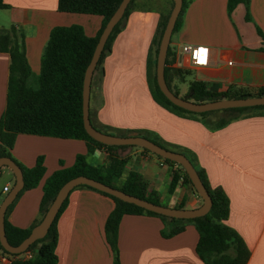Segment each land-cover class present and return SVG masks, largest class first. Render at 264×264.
<instances>
[{
	"label": "crops",
	"instance_id": "1",
	"mask_svg": "<svg viewBox=\"0 0 264 264\" xmlns=\"http://www.w3.org/2000/svg\"><path fill=\"white\" fill-rule=\"evenodd\" d=\"M145 1L133 0L123 27L92 75L90 124L111 135L146 138L190 158L209 187L225 193L229 213L224 223L249 250L246 264H264V111L250 112L211 130L196 116L158 104L149 86L148 62L160 16L171 6L167 0H156L149 6L141 4ZM0 4L7 6L0 9L5 13L0 17V29L13 26L23 34L33 79L39 74L52 28L76 24L87 37H94L102 23L96 15L59 12L57 0H0ZM179 15L180 27L172 32L168 46L174 55L168 78L180 98L187 93L182 92V84L192 71V80H200L216 92L264 89V0H249L248 21L242 4L228 14L227 0H187ZM198 45L209 49L207 66H191L188 54L182 52L183 46ZM8 66L9 55L0 52V116L6 104ZM112 152L127 159L121 176L113 182L116 187L130 173H136L146 195L153 194L160 205L181 209L201 206V198L181 180L172 193L168 192L174 167L156 155L137 146ZM10 153L25 168H32L41 157L45 169L37 186L19 194L5 216L8 224L21 229L31 228L41 218L42 187L54 171L71 167L79 154L88 164L102 167L108 155L103 148L87 152L82 140L30 134L17 135ZM13 183L12 172L2 167L0 203L7 194L3 188L10 190ZM66 199L55 225L56 264H113V251L104 232L105 221L115 207L113 200L80 186ZM162 228L163 222L156 216H122L116 238L119 263L204 264L196 252L198 233L191 223L169 238L161 236ZM0 264H10V260L0 255Z\"/></svg>",
	"mask_w": 264,
	"mask_h": 264
},
{
	"label": "trees",
	"instance_id": "2",
	"mask_svg": "<svg viewBox=\"0 0 264 264\" xmlns=\"http://www.w3.org/2000/svg\"><path fill=\"white\" fill-rule=\"evenodd\" d=\"M120 1L57 0V10L59 12L99 16L102 18L101 27L94 37H87L84 34L83 28L76 24L67 27L52 28L41 56L39 74L34 79L32 78V73L25 57L23 34L13 26L8 29H0V52L9 55L6 104L0 116V157H8L13 160L10 151L16 136L19 134L60 139H77L85 142L87 152H91L95 148H103L108 151L107 162L102 167H95L88 164L84 155L79 154L76 155L71 167L60 168L54 171L45 180L42 187V197L39 204L41 218L31 228L21 229L11 226L4 217L5 236L8 243L12 246L19 245L29 235L32 228L40 222L58 189L66 181L77 176H86L113 188H117L126 194L159 204L153 194L146 195L145 185L136 173H130L120 187H116L113 184L121 176L127 159L117 156L112 151L116 148H126L128 146L101 144L86 134L82 123V83L84 72L90 61L99 35ZM186 1L182 0V10L185 7ZM132 2L133 0L130 1L123 17L114 26L108 36L95 70L101 65L106 52L110 50L112 41L123 27L125 19L131 10ZM170 2L172 8L173 2L172 0ZM248 3L249 0H227V13L230 15L237 5L242 4L245 8V20L248 21ZM6 7V5L0 4V9ZM171 8L166 14L160 16L156 34L152 40L153 52L148 62V81L153 99L170 111L196 116L211 130L221 128L230 121L247 115L250 112L264 111V106H259L192 113L173 105L164 97L155 80V63L160 38ZM179 17L175 23L173 32L180 27ZM173 56L172 51L168 47L164 77L169 90L174 95L179 96L178 91L171 89L170 79L168 78V74L172 71L168 68V65L173 61V59L171 60ZM257 96H264V89L249 92L247 89L237 88L229 89L225 92H216L210 90L204 82L192 80L188 85V91L185 97H182V99L203 103L221 99ZM217 114H223V116L216 118ZM152 142L156 144V142ZM141 149L144 152L151 153L143 148ZM157 157L174 167L170 175L169 193L173 192L179 180L195 192L188 176L179 164L159 156ZM188 159L192 162L190 158ZM17 165L20 167L23 176V188L19 192L21 194L24 190L37 186L44 175L45 169L41 157L36 159L35 165L32 168H25L18 163ZM196 171L211 198L212 204L206 215L189 220L158 215L133 204L123 202L94 188L85 185L80 186L92 189L111 198L115 204L114 209L107 217L104 225L105 238L114 255L113 264H120L116 249L117 230L120 219L124 215L140 214L160 218L163 222L161 236L164 238L181 233L184 231L186 224L191 223L198 233L196 252L204 264L247 263L249 250L238 234L224 223L229 213L228 199L225 193L220 188L211 189L203 172L198 169ZM66 201L67 199L63 201L43 238L36 240L25 252L17 255L5 252L0 245V255L6 256L10 260V264H56L55 225ZM12 205L13 203L8 206L5 216ZM178 208L181 209L182 207L179 206ZM27 254H30V257H27Z\"/></svg>",
	"mask_w": 264,
	"mask_h": 264
},
{
	"label": "water",
	"instance_id": "3",
	"mask_svg": "<svg viewBox=\"0 0 264 264\" xmlns=\"http://www.w3.org/2000/svg\"><path fill=\"white\" fill-rule=\"evenodd\" d=\"M131 0H121L108 21L106 22L97 43L94 47L90 61L85 69L83 83H82V123L86 134L93 140L111 146H137L143 148L154 155L163 159H167L179 164L186 175L188 176L193 189L201 198L202 204L196 209H179L155 204L144 199L126 194L125 192L108 186L100 181L88 178L86 176H77L66 181L56 192L54 198L50 202L40 222L32 228L29 235L17 246H12L8 243L4 230V217L8 206L15 200L19 192L23 188V176L20 167L15 161L8 157H0V169L2 167L8 168L13 176L14 183L10 190H8L5 197L0 203V245L3 250L9 254H21L36 240L43 238L50 225L52 224L56 214L58 213L63 201L74 188L85 185L106 194H109L123 202L133 204L146 211L153 212L169 218L189 220L202 217L208 213L211 207V198L204 187L196 169L190 160L183 154L167 150L152 141L140 136H116L100 132L92 127L89 120V94L91 78L97 66L99 57L112 32L114 26L121 20L123 14ZM173 6L169 13L167 22L162 32L155 63V80L160 92L173 105L187 110L192 113H204L211 111H219L233 108H251L264 106V96L245 97L238 99H221L210 102L197 103L189 101L174 95L168 88L165 77L164 67L167 49L171 40V35L182 8V0H172Z\"/></svg>",
	"mask_w": 264,
	"mask_h": 264
},
{
	"label": "built area",
	"instance_id": "4",
	"mask_svg": "<svg viewBox=\"0 0 264 264\" xmlns=\"http://www.w3.org/2000/svg\"><path fill=\"white\" fill-rule=\"evenodd\" d=\"M182 52L188 54L189 63L193 67L207 66L209 61V49L206 46H183ZM4 192H8V188H3ZM30 257V254L26 255Z\"/></svg>",
	"mask_w": 264,
	"mask_h": 264
},
{
	"label": "rangeland",
	"instance_id": "5",
	"mask_svg": "<svg viewBox=\"0 0 264 264\" xmlns=\"http://www.w3.org/2000/svg\"><path fill=\"white\" fill-rule=\"evenodd\" d=\"M155 1L156 0H147V1H145V2H142L141 4H143V5H154L155 4ZM167 2H168V4L171 6V2H170V0H167ZM4 15H5V13L4 12H1L0 11V17L2 18H4ZM195 76V74H194V72L192 71V72H190L189 74H187L186 75V77H187V80L182 84V92H187L188 91V83H189V81L190 80H192V78ZM220 116H223V114H217L216 115V118H219ZM111 135V134H110Z\"/></svg>",
	"mask_w": 264,
	"mask_h": 264
}]
</instances>
